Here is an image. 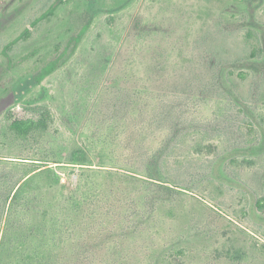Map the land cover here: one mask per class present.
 <instances>
[{
	"label": "rangeland",
	"instance_id": "rangeland-1",
	"mask_svg": "<svg viewBox=\"0 0 264 264\" xmlns=\"http://www.w3.org/2000/svg\"><path fill=\"white\" fill-rule=\"evenodd\" d=\"M0 264H264V0H0Z\"/></svg>",
	"mask_w": 264,
	"mask_h": 264
},
{
	"label": "trees",
	"instance_id": "trees-1",
	"mask_svg": "<svg viewBox=\"0 0 264 264\" xmlns=\"http://www.w3.org/2000/svg\"><path fill=\"white\" fill-rule=\"evenodd\" d=\"M63 0H59V2H62ZM53 67L47 66L45 67L41 73L36 77L37 81H40L41 79H43L52 69ZM40 126L42 127L43 124L40 121H35L32 119H16L14 120L11 125L10 128L13 132H15L19 137H26L31 131H33L35 128H40ZM72 158V157H71ZM73 160V159H72ZM30 176H28L26 179H24L23 181H21L19 183V186L24 183ZM19 186L17 187L16 191L12 194V196L10 197V199H12Z\"/></svg>",
	"mask_w": 264,
	"mask_h": 264
}]
</instances>
